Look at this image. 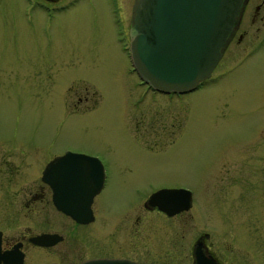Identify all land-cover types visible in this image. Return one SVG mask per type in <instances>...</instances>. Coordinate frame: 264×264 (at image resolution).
<instances>
[{
  "label": "rangeland",
  "instance_id": "374dc122",
  "mask_svg": "<svg viewBox=\"0 0 264 264\" xmlns=\"http://www.w3.org/2000/svg\"><path fill=\"white\" fill-rule=\"evenodd\" d=\"M37 1L27 11L24 0H0V205L10 213L0 229L5 241L61 236L51 248L29 249L24 264L96 256L108 236L125 240L119 223L107 236L95 225L87 237L75 228L85 240L72 242L71 227L53 222L37 171L64 147L101 160L105 183L94 205L103 211L146 201V181L190 192L183 230L177 218L147 216L162 228L148 235L146 251H134L143 263L189 264L190 244L207 232V249L222 263L264 264V44L242 62L234 61L242 45L229 49L196 90L167 99L149 89L136 103L143 86L126 51L132 0H121L116 28L106 0L63 8ZM193 212L203 222L190 220Z\"/></svg>",
  "mask_w": 264,
  "mask_h": 264
},
{
  "label": "water",
  "instance_id": "95a60500",
  "mask_svg": "<svg viewBox=\"0 0 264 264\" xmlns=\"http://www.w3.org/2000/svg\"><path fill=\"white\" fill-rule=\"evenodd\" d=\"M242 3L243 0H133L128 51L139 79L163 93L181 94L194 90L209 77L219 60ZM41 180L51 188L56 208L76 217L75 209L87 211L86 206L99 191L103 171L95 158L65 152L45 165ZM190 200V193L184 189H161L147 199L157 205H188ZM78 220L85 222L87 219L79 217ZM60 239L56 234L44 233L30 242L47 247ZM5 257L3 254L0 259L4 262ZM76 264L137 263L98 258ZM192 264L216 263L195 253Z\"/></svg>",
  "mask_w": 264,
  "mask_h": 264
},
{
  "label": "flooded vegetation",
  "instance_id": "af4514ba",
  "mask_svg": "<svg viewBox=\"0 0 264 264\" xmlns=\"http://www.w3.org/2000/svg\"><path fill=\"white\" fill-rule=\"evenodd\" d=\"M24 1H26L25 4H28L29 2L28 10H33V8L37 6V3H38L37 0H24ZM42 1L46 2L47 4L50 3V5H56L59 3L60 8H63L66 6L65 2H69V1L72 2V0H42ZM106 2H107L110 22L112 23L113 28H116L118 26V19L121 18V14L123 12V9H120V6L123 7V4H121V0H106ZM50 5H42L43 11L46 13L51 12L52 8L50 7ZM130 9H131V5H130ZM125 12L129 14L130 16L131 12L129 13L128 10ZM46 17H50V16L48 15ZM253 27L254 29H252ZM263 44H264V0H243L240 11L235 20L234 27L228 37L227 43L225 44V46L223 47L221 51V56L215 68L217 67V65L219 64V62L221 61V59L224 57L225 53L229 49L231 48L234 49V48H237V46L242 45L237 50V53H239L238 54L239 57L237 56L234 59V61L237 60L238 62H242V61H246V58L250 56L252 52L259 50V46ZM208 79H210V77ZM207 80L201 82L200 85L206 82ZM148 90L149 89L141 90V92L137 94V96H135L134 101L136 103L137 101L141 102L144 94L147 93ZM149 91H151L153 94L154 93L157 94V92L153 90H149ZM163 95H165L167 99L171 97L170 94H163ZM176 96H180V95H176ZM65 151H68L66 147H64L60 153L53 152L46 161H49L50 159L55 158L57 156L63 155ZM90 156L96 157L98 161L101 163V166L103 169L102 170L103 180H102L100 190L91 198L89 205L86 206L87 211L80 210L79 208L75 209L76 217L73 214H64L63 212H61L60 210L56 208V206L53 204V201H52L51 188L47 184L41 181L40 179L41 169L40 171H37L38 175L36 179H38V181L47 188V191H48L47 203L49 204L53 212H55L56 214L57 220H53V222H57V223L61 222L62 224L68 225L71 227V231L67 230V233H68L67 236L68 238L71 239L72 242L85 240L81 238L80 232H78L77 234L74 233L75 228L79 229V231H82V233L87 237L90 234V232H86L84 231V229L88 228L91 225H95V227H101L103 231H106V236H107L108 230L110 229V227L108 226L109 225L111 226V231L113 230V233H114L117 231V229L114 228V226L117 223H119L122 225L120 227V230L125 233L124 235L125 240L124 241L121 240L120 242L114 239L113 236L111 238H109L108 236L107 240L99 247V249L98 250L96 249L97 251L95 255L98 254L96 256L89 255L82 259L79 256L77 257L74 256L75 258L73 259H70V260L63 259V261H61L60 259L58 261L54 259H50L43 264H48L51 262H55L57 264H63L67 262L78 263L86 259H92V258H123V259H129L138 264H145L143 263V261H145L146 258L143 255H140V260H138L135 257L134 251L137 249L146 251L147 250L146 248H148V245L146 244V242L148 241L147 240L148 235L153 234V233H159L162 228V226H157L156 223H153V220L151 219H150V224H149L148 223L149 218L147 216L153 213L157 216V219L160 221L161 220L166 221L169 219L177 218L174 222L179 228L183 230V223L186 220L185 216L192 215V212L189 213V211H191L194 208V205H191V202L188 205H161V204L157 205V204L148 203L147 201L144 200L142 202L140 201L131 202L130 204L124 203L123 205H128V206H125V208L123 206L119 211H109L106 208L103 211L100 207L99 202L97 203L99 205H94V203H95L97 195L102 191L104 187L105 169L99 157L95 155H90ZM4 164H7V159L3 160L2 166ZM2 166H0V184H1V181L7 178V169H1V168H6ZM18 172L19 171H17L16 173ZM145 183L147 184V186L146 187L143 186V187L146 192L150 190L149 194L158 189H162V188H183L181 186L180 187L162 186V187H158L157 189L155 188L152 189V187H150V182L146 181ZM37 198L38 196L34 197V199H37ZM0 200H1V197H0ZM163 204H167V203H163ZM163 209H166L167 212ZM8 211H9V205H0V225H1V222H4L5 224H7V220L5 219L3 221L1 220L2 218H5V216L10 214ZM79 217H82V218L85 217L87 220L85 222H81L80 220H78ZM190 220L192 221L194 220V212H193V218L191 217ZM194 221L196 223L203 222L200 218H196ZM11 222L15 224L17 223L14 220ZM99 223H101L102 225L100 226ZM151 224L154 227H151L152 229L150 230ZM40 233H45V232H40ZM40 233H37V234L26 233V236L13 237V238L10 237L9 239L5 241L4 233L0 229V257L3 254H6V257L4 258V262L0 259V264H6V263L16 264L15 261H20V264H24L25 259H26V254H27L26 252L29 249L51 248L52 246L50 247L35 246L30 242V239H32L34 236ZM208 237L209 235L207 232H201L194 238L193 242L190 244L189 253H187L189 264L193 263L195 253L202 254L205 258L213 259L217 264H224L220 261L218 256L213 251L209 252V250L207 249L206 240L208 239ZM135 238L137 239L135 240ZM92 250L94 251L95 249H92ZM111 254L113 256H111ZM32 262L33 261H30V264ZM150 263H153V260Z\"/></svg>",
  "mask_w": 264,
  "mask_h": 264
},
{
  "label": "bare ground",
  "instance_id": "6f19581e",
  "mask_svg": "<svg viewBox=\"0 0 264 264\" xmlns=\"http://www.w3.org/2000/svg\"><path fill=\"white\" fill-rule=\"evenodd\" d=\"M200 85H198L194 90H196ZM193 91V90H192Z\"/></svg>",
  "mask_w": 264,
  "mask_h": 264
}]
</instances>
